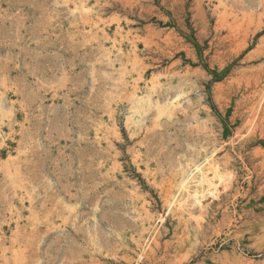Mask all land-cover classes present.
<instances>
[{
  "label": "rangeland",
  "instance_id": "1",
  "mask_svg": "<svg viewBox=\"0 0 264 264\" xmlns=\"http://www.w3.org/2000/svg\"><path fill=\"white\" fill-rule=\"evenodd\" d=\"M17 231L27 264H264V0H0Z\"/></svg>",
  "mask_w": 264,
  "mask_h": 264
},
{
  "label": "bare ground",
  "instance_id": "2",
  "mask_svg": "<svg viewBox=\"0 0 264 264\" xmlns=\"http://www.w3.org/2000/svg\"><path fill=\"white\" fill-rule=\"evenodd\" d=\"M134 87H135V85L134 86L132 85V88L133 89H134ZM133 97H135V96H133ZM139 101H140L139 99L134 100V102L136 104L140 103ZM136 112L137 111L135 110V113ZM12 236H13V240L10 243V248H9V250L11 251V257H8L6 250L3 249L2 252H1V256H0L1 264H27L30 257L29 256H25L24 253L31 246V243L30 242H25L26 240H19V233H18V231L14 235H12Z\"/></svg>",
  "mask_w": 264,
  "mask_h": 264
}]
</instances>
